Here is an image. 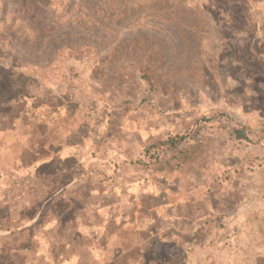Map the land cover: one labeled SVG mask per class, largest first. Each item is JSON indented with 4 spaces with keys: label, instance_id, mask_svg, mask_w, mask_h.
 Returning a JSON list of instances; mask_svg holds the SVG:
<instances>
[{
    "label": "rangeland",
    "instance_id": "374dc122",
    "mask_svg": "<svg viewBox=\"0 0 264 264\" xmlns=\"http://www.w3.org/2000/svg\"><path fill=\"white\" fill-rule=\"evenodd\" d=\"M0 264H264V0H0Z\"/></svg>",
    "mask_w": 264,
    "mask_h": 264
},
{
    "label": "trees",
    "instance_id": "16d2710c",
    "mask_svg": "<svg viewBox=\"0 0 264 264\" xmlns=\"http://www.w3.org/2000/svg\"><path fill=\"white\" fill-rule=\"evenodd\" d=\"M143 78L146 79V80L149 81V82H150V80H151V79L146 75V73L143 74ZM38 119H39V118H38ZM182 142H183L182 139H179V138H177V137H173V138H171L169 141H167L166 143H164L163 146H169V148H170L171 150H173L175 153H177V152H178V149H179V147H180V145H181ZM148 154H149V153H148Z\"/></svg>",
    "mask_w": 264,
    "mask_h": 264
}]
</instances>
